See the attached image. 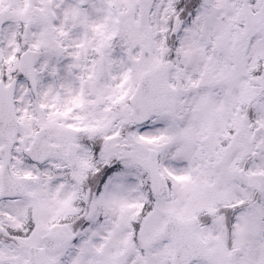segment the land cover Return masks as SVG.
<instances>
[{
    "label": "snow or ice",
    "instance_id": "6c2138e0",
    "mask_svg": "<svg viewBox=\"0 0 264 264\" xmlns=\"http://www.w3.org/2000/svg\"><path fill=\"white\" fill-rule=\"evenodd\" d=\"M0 264H264V0H0Z\"/></svg>",
    "mask_w": 264,
    "mask_h": 264
}]
</instances>
